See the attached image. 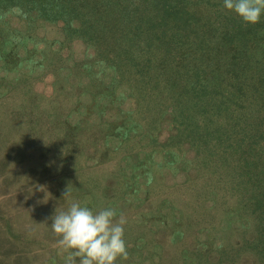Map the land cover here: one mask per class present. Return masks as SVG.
Wrapping results in <instances>:
<instances>
[{"label":"rangeland","instance_id":"374dc122","mask_svg":"<svg viewBox=\"0 0 264 264\" xmlns=\"http://www.w3.org/2000/svg\"><path fill=\"white\" fill-rule=\"evenodd\" d=\"M4 15H0V89L4 92L7 82L20 78L36 98L50 100L48 109L39 108L36 114L42 110L38 116L43 120L51 113L57 123L65 118L76 124L77 145L84 143L82 152L87 155L83 166L67 175L57 171L65 168L61 161L66 145L44 144L50 152L39 151L34 158L27 145L28 155L0 160H4L0 264H63L67 252L57 245L59 237L51 230L50 218L73 199L94 210L111 207L117 218L120 214L127 218V256L116 264H204L203 254L214 261L224 247L243 245L242 229L250 225L236 224L239 212L234 203H221L212 174H207V184L213 190L208 194L203 189L206 169L214 160V142L207 152L198 142L201 131L179 132L182 126L173 120L174 107L167 95L156 97L153 108L148 106L145 91L135 80L125 83L113 65L107 68V60L71 37L73 33L66 38L62 22L34 15L27 19L13 11ZM67 39L72 41L67 44ZM263 42L264 37L259 40ZM61 91L66 96L58 97ZM35 109L26 106L25 112ZM35 119L31 124L38 123ZM214 120L212 115L208 122ZM224 121L220 122L226 128ZM10 141L1 157L4 151L19 152L18 144ZM52 169L56 175L43 176ZM195 181L193 191L190 183ZM75 186L84 191L73 194ZM242 254L234 264H254L250 254Z\"/></svg>","mask_w":264,"mask_h":264},{"label":"trees","instance_id":"16d2710c","mask_svg":"<svg viewBox=\"0 0 264 264\" xmlns=\"http://www.w3.org/2000/svg\"><path fill=\"white\" fill-rule=\"evenodd\" d=\"M9 11L27 19L34 15L36 19L62 22L66 38L73 33L71 37L76 36L92 47L97 57L107 60V68L113 65L125 83L135 80L145 91L143 101L148 100V106L153 108L156 97L167 95L174 107L173 120L182 126L179 132L201 131L198 142L207 152L214 142L213 164L204 178L208 186L203 189L208 194L213 190L207 184L212 174L221 203L232 202L239 212L236 224L245 221L250 225L242 229V246L224 247L214 261L203 254L204 264H234L242 252L250 254L254 264H264L262 16L255 24L245 23L225 9L223 0H0L1 17ZM239 37L241 44L236 43ZM5 88L4 92L0 89V155L11 139L20 149L4 151L0 160L28 155L27 145L31 146V158L48 150L44 144L66 145L69 148L61 161L66 162L62 165L66 169L57 171L65 175L77 172L87 154L82 152L84 143L77 145L79 136L73 132L76 124L65 118L57 123L51 113L46 120L40 118L38 114L51 101L36 98L20 78L7 82ZM59 96L66 95L62 92ZM152 97L156 101L152 102ZM26 106L36 108L34 113H26ZM39 108L42 110L36 114ZM212 115L215 120L210 124ZM32 117L38 123L31 124ZM3 168L8 170L10 165ZM52 174L53 169L43 176ZM190 184L196 191L198 181ZM79 191L84 190L77 186L71 190L73 194Z\"/></svg>","mask_w":264,"mask_h":264},{"label":"clouds","instance_id":"9594fccd","mask_svg":"<svg viewBox=\"0 0 264 264\" xmlns=\"http://www.w3.org/2000/svg\"><path fill=\"white\" fill-rule=\"evenodd\" d=\"M225 9L245 23L255 24L264 14V0H223ZM68 193L64 196H67ZM50 227L59 237L57 245L67 255L63 264H116L127 256L124 226L127 218L111 207L98 210L78 200L55 210Z\"/></svg>","mask_w":264,"mask_h":264}]
</instances>
